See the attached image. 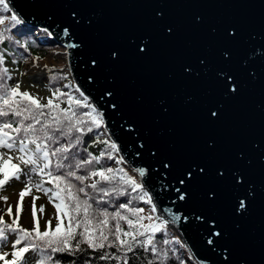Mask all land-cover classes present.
Returning <instances> with one entry per match:
<instances>
[{
  "label": "water",
  "instance_id": "water-1",
  "mask_svg": "<svg viewBox=\"0 0 264 264\" xmlns=\"http://www.w3.org/2000/svg\"><path fill=\"white\" fill-rule=\"evenodd\" d=\"M10 5L24 24L51 33L65 48L71 78L105 112L108 134L121 155L132 167L148 170L144 180L157 214L181 215L169 228L186 245L190 262L224 264L228 249L232 264H264V0H10ZM157 11L164 13L172 35L157 22ZM227 28L237 30L239 41L223 40ZM140 38L150 43L145 54L130 43ZM224 48L231 53L227 63ZM113 50L120 52L117 63L110 57ZM93 58L98 67L91 65ZM218 70L240 81L235 99L220 94ZM105 88L114 92L118 112L108 102L112 98L100 97ZM217 105L221 117L209 122L207 109ZM193 164L206 175L189 186L190 198L180 201L179 181ZM236 169L254 189L245 215L234 211L248 186L231 181ZM210 191L216 194L211 203ZM214 230L225 236L215 248L207 243Z\"/></svg>",
  "mask_w": 264,
  "mask_h": 264
},
{
  "label": "snow or ice",
  "instance_id": "snow-or-ice-1",
  "mask_svg": "<svg viewBox=\"0 0 264 264\" xmlns=\"http://www.w3.org/2000/svg\"><path fill=\"white\" fill-rule=\"evenodd\" d=\"M164 16L162 11L155 14L165 33L172 35V28L163 23ZM199 20L197 17L196 21ZM24 23L10 0H0V193L12 181L23 185L14 206L8 204V196L0 195V201L6 205L0 209V264H170L171 261L188 264L173 247L185 248L186 245L168 232L169 224L176 226L181 215L166 210L170 218L166 219L157 214V205L144 180L149 175L148 170L132 167L121 155L120 146L108 135L105 112L72 81L61 87L58 81L68 80V76L55 74L56 70L48 65H44V69L52 74L44 87L49 95L38 96L21 90L19 76L28 72L10 67L19 61L9 57L17 55L13 49H22L19 53L22 62H29L24 56L29 44L12 34ZM64 35H68L67 30ZM223 40L239 41L237 30L225 29ZM130 43L141 54L150 47L144 38L139 42L132 39ZM110 57L117 63L120 52L113 50ZM221 57L225 63L231 60L228 48L221 51ZM40 59H32L34 68H38ZM91 65L98 67L94 58ZM199 65L202 71H208L204 60ZM14 71L18 76L14 77ZM184 71L200 75V71L194 72L192 68ZM214 80L220 94L227 99H235L242 91L240 81L225 70L216 71ZM29 86L37 87L35 84ZM100 97L112 98L108 101L111 107L117 112L120 110L111 88L103 89ZM221 112L220 105L209 107L206 118L215 122L220 119ZM96 145H103V148L93 154L89 147ZM144 146L142 143L140 148ZM137 155H140L139 148ZM151 155L155 157L157 153L151 151ZM238 159L243 160V155L239 154ZM169 166L170 163H163V167ZM204 175V167L190 165L179 181L184 187L182 191L177 189L180 192L177 199L190 198L189 186ZM218 178L224 179V173L220 172ZM231 181L237 187L248 185L244 197L234 208L237 215H245L251 202L249 198H254V189L246 182L241 169L231 173ZM36 193H41L52 205V216H45L44 204L37 208L36 201L41 196ZM206 195L210 203L215 201L214 192ZM26 197L30 198L29 228L20 222ZM141 203L150 207L147 210L139 207ZM210 237L215 239L209 238L207 243L214 248L225 238L219 230L211 231ZM9 246L11 250H5ZM230 257V250L225 249L224 264H232Z\"/></svg>",
  "mask_w": 264,
  "mask_h": 264
},
{
  "label": "rangeland",
  "instance_id": "rangeland-1",
  "mask_svg": "<svg viewBox=\"0 0 264 264\" xmlns=\"http://www.w3.org/2000/svg\"><path fill=\"white\" fill-rule=\"evenodd\" d=\"M38 62V68H34L32 61L26 65L18 72H24L27 70L28 74L24 76H19V80L22 82L21 90H28L29 92L38 96L49 95L47 89L44 87L48 72L44 69V65H48L49 68L61 69L62 72L68 74L67 62L65 48L63 47H52L48 52L40 57ZM34 69V70H33ZM33 70V71H32ZM18 72L14 71V77L18 76ZM35 84L37 87H30L29 85ZM23 185L20 182L12 181L9 186H6L5 190L0 193V195H6L9 197L8 204L15 205L18 200V193L22 189ZM36 195L41 196V199L36 201L37 208L39 205L44 204L46 206L45 216H52L54 213V208L51 204H48L47 199L42 196L41 193H36ZM30 198H25V209L21 216V224L25 228L31 227V217L29 213L28 203ZM6 208L3 201H0V209ZM15 211V208H13ZM39 215V213H38ZM7 219V217H5ZM55 223V221H53ZM5 250L10 251V246Z\"/></svg>",
  "mask_w": 264,
  "mask_h": 264
},
{
  "label": "trees",
  "instance_id": "trees-1",
  "mask_svg": "<svg viewBox=\"0 0 264 264\" xmlns=\"http://www.w3.org/2000/svg\"><path fill=\"white\" fill-rule=\"evenodd\" d=\"M3 15H9V14H3ZM7 23V22H6ZM13 35H16L18 39H21V42H27L29 44V51L28 53H25L24 56L28 57L29 62L34 58V57H42L43 54H45L46 52H48L52 47L51 46H43L41 45L31 34H23L21 31V27L18 26L17 29L13 30ZM10 48L12 46H9ZM17 52V55L15 57H9V59H16L17 61H19L16 65H10V67L16 68L18 70H21L24 66H26L28 63H23L22 62V57L19 55L20 52H23L22 49L16 50L13 49ZM55 69V68H53ZM55 74L57 75H67L66 73H62L59 69H55ZM52 73H48V76L51 75ZM69 81H72L70 79V77L68 76V80H61L58 81V83L60 84V86L62 87L64 83H68ZM73 82V81H72ZM49 83L48 79L46 81V85ZM65 91H67V89H65ZM91 136V134H90ZM106 138V137H105ZM103 148V145H96V146H92L89 147V151H92L93 154H98L99 151ZM112 163V162H109ZM126 167V166H125ZM127 168V167H126ZM131 174V173H130ZM139 207H144L146 210L149 208L148 205H144V204H139ZM168 232L170 234L171 237H178L175 233H173L172 231H170L168 229ZM158 239L160 238L159 236L157 237ZM179 238V237H178ZM173 247L178 249V254L180 255V257L184 260H187L188 264H191L188 259H187V254L185 253V251L183 250V248H180L179 245H173ZM137 264H139V262H137ZM170 264H175L174 261H171Z\"/></svg>",
  "mask_w": 264,
  "mask_h": 264
},
{
  "label": "bare ground",
  "instance_id": "bare-ground-1",
  "mask_svg": "<svg viewBox=\"0 0 264 264\" xmlns=\"http://www.w3.org/2000/svg\"><path fill=\"white\" fill-rule=\"evenodd\" d=\"M31 66H32V65H31ZM38 69H39V68H38ZM33 70H34V69H33ZM33 70H32V71H33Z\"/></svg>",
  "mask_w": 264,
  "mask_h": 264
}]
</instances>
